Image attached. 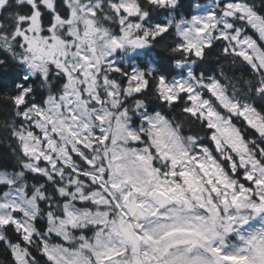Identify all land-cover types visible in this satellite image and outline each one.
I'll return each mask as SVG.
<instances>
[{
    "label": "snow or ice",
    "instance_id": "snow-or-ice-1",
    "mask_svg": "<svg viewBox=\"0 0 264 264\" xmlns=\"http://www.w3.org/2000/svg\"><path fill=\"white\" fill-rule=\"evenodd\" d=\"M0 264H264V0H0Z\"/></svg>",
    "mask_w": 264,
    "mask_h": 264
}]
</instances>
